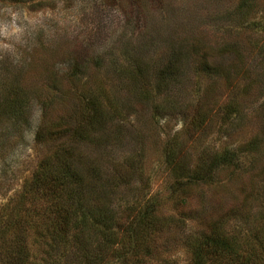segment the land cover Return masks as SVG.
Segmentation results:
<instances>
[{
    "label": "rangeland",
    "instance_id": "obj_1",
    "mask_svg": "<svg viewBox=\"0 0 264 264\" xmlns=\"http://www.w3.org/2000/svg\"><path fill=\"white\" fill-rule=\"evenodd\" d=\"M240 2L0 0V94L8 82L41 92L30 101L29 127L0 126V215L18 206L40 159L69 146V130L87 125L82 104L94 94L107 120L92 137L118 125L121 138L82 145L81 154L110 167L134 158L142 177L134 182L136 198H157L169 218L155 238L154 259L144 264H188V238L217 232L215 223L248 198L252 215L264 211V54L257 47L264 42V0H254L245 15ZM169 65L178 69L174 80L160 73ZM49 125L58 132L37 144L35 132ZM175 136L191 157L240 149V168L223 171L216 184L194 186L184 208L181 192L177 201L168 194L164 165V145ZM256 225L264 229V220ZM36 229L28 238L39 258L44 245L36 243Z\"/></svg>",
    "mask_w": 264,
    "mask_h": 264
},
{
    "label": "trees",
    "instance_id": "obj_2",
    "mask_svg": "<svg viewBox=\"0 0 264 264\" xmlns=\"http://www.w3.org/2000/svg\"><path fill=\"white\" fill-rule=\"evenodd\" d=\"M19 1L23 2L15 0V4ZM254 3V0H241L239 13L245 15ZM257 47L264 54V42ZM171 67L159 72H165L174 80L178 69L171 70ZM77 69L78 66L74 71ZM141 81L146 84L144 79ZM21 87L9 82L3 87L4 92L0 94V126L3 128L29 127L30 101L41 98V92H22ZM94 95L89 100L85 98L82 104L87 125L68 129L72 133L71 144L60 145L55 155L41 158L31 179L23 184L26 190L18 206L8 207L9 213L5 210L1 213L0 264H144L145 260L154 259L151 256L156 253L152 251L155 238L160 236L167 225L165 219L169 218L158 211L157 198L143 201L136 198L134 182L142 177L135 173L138 166L134 158H125L110 167V161L103 166L101 161L90 160L80 152L82 145L107 146L111 144L102 142L103 138L108 141L121 138L118 125L108 136L92 137V131L103 127L107 120L102 112L103 104ZM232 113L235 112L227 113L228 117ZM194 122L191 125L195 130L203 124L200 117ZM45 129L39 126L35 132L37 144L43 142L41 137L53 139L58 132L53 131L51 125ZM185 146L181 147L175 136L165 143L163 150L164 165L172 180L168 194L176 199V192H181L182 208L194 186L216 184L223 171H231L229 175H233L240 168L237 147L227 146L217 154L204 152L200 157H191L184 153ZM251 204L248 198L234 205L220 220L221 228L215 223L217 232L189 237L188 264H264V229L256 225L264 220V211L255 217L251 214ZM21 207L23 214L18 212ZM229 221L233 224L226 227ZM36 226V243L39 242L40 248L41 243L44 245L39 258L32 254L28 238L30 229ZM151 242L153 245L149 244Z\"/></svg>",
    "mask_w": 264,
    "mask_h": 264
}]
</instances>
